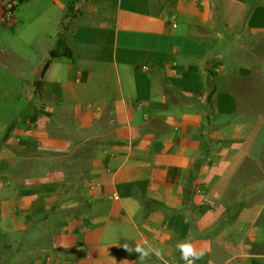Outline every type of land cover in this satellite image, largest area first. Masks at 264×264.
Returning <instances> with one entry per match:
<instances>
[{
    "label": "crops",
    "instance_id": "1",
    "mask_svg": "<svg viewBox=\"0 0 264 264\" xmlns=\"http://www.w3.org/2000/svg\"><path fill=\"white\" fill-rule=\"evenodd\" d=\"M18 1L0 264H264V0Z\"/></svg>",
    "mask_w": 264,
    "mask_h": 264
},
{
    "label": "clouds",
    "instance_id": "2",
    "mask_svg": "<svg viewBox=\"0 0 264 264\" xmlns=\"http://www.w3.org/2000/svg\"><path fill=\"white\" fill-rule=\"evenodd\" d=\"M124 247L131 253H139L140 264H145V261L151 258L153 255L156 257L162 256V251L160 249L153 248L151 245H148L145 242V245H136L134 248H130L126 243ZM178 250L181 253V259L184 261V264H196L197 261L201 260L205 253L203 251H198L193 244L181 243L178 246Z\"/></svg>",
    "mask_w": 264,
    "mask_h": 264
},
{
    "label": "rangeland",
    "instance_id": "3",
    "mask_svg": "<svg viewBox=\"0 0 264 264\" xmlns=\"http://www.w3.org/2000/svg\"><path fill=\"white\" fill-rule=\"evenodd\" d=\"M5 31H7V30H5ZM5 31L3 32V33H0V39H2L3 38V36H4V33H5ZM250 176L251 175H249L247 178L249 179L248 180V183H250L252 186H253V183H254V179L253 178H250ZM255 177V176H254ZM252 194V193H251ZM249 195V193H242V199L244 200V199H247V196Z\"/></svg>",
    "mask_w": 264,
    "mask_h": 264
},
{
    "label": "trees",
    "instance_id": "4",
    "mask_svg": "<svg viewBox=\"0 0 264 264\" xmlns=\"http://www.w3.org/2000/svg\"><path fill=\"white\" fill-rule=\"evenodd\" d=\"M21 2H23V0H19L18 1V4H20ZM69 13H70V11H69ZM68 16V15H67ZM64 44H63V42H62V40H59V47H62ZM55 52H56V50L55 51H53V54H55Z\"/></svg>",
    "mask_w": 264,
    "mask_h": 264
},
{
    "label": "built area",
    "instance_id": "5",
    "mask_svg": "<svg viewBox=\"0 0 264 264\" xmlns=\"http://www.w3.org/2000/svg\"><path fill=\"white\" fill-rule=\"evenodd\" d=\"M172 26L173 27H176L177 26V23L175 21H173Z\"/></svg>",
    "mask_w": 264,
    "mask_h": 264
}]
</instances>
